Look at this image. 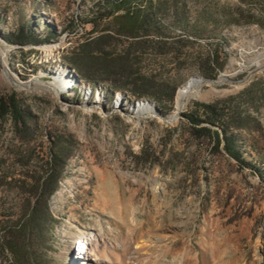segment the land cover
Here are the masks:
<instances>
[{"label": "rangeland", "instance_id": "374dc122", "mask_svg": "<svg viewBox=\"0 0 264 264\" xmlns=\"http://www.w3.org/2000/svg\"><path fill=\"white\" fill-rule=\"evenodd\" d=\"M127 9L141 25L137 38L116 31L113 16ZM26 23L40 37L48 25L55 37L6 40ZM103 31L113 35V53L134 39L167 42L163 51L133 49V60L171 83V103L136 98L127 81L88 79L66 62ZM214 47L222 69L209 77L204 61ZM263 55L264 0H0V101L14 93L36 122L19 130L0 110V264H82L76 249L89 234L101 238L98 264H264V178L187 130L182 117L194 101L249 113L261 130H238L257 144L246 159L264 163ZM61 66L68 83L57 92L47 84ZM220 74L202 83L204 97L176 108L192 77ZM142 102L156 113L132 115ZM52 147L70 154L49 193ZM25 224L29 237L17 231Z\"/></svg>", "mask_w": 264, "mask_h": 264}, {"label": "trees", "instance_id": "16d2710c", "mask_svg": "<svg viewBox=\"0 0 264 264\" xmlns=\"http://www.w3.org/2000/svg\"><path fill=\"white\" fill-rule=\"evenodd\" d=\"M117 6L114 5V8L110 9V15H113ZM133 16L134 14L128 9L120 15L113 16V21L117 26V33L123 32L133 38L138 37L137 34L141 25L131 20ZM45 26L48 29L44 37L35 34L33 25H27L26 23L12 33H8L5 38L7 41L19 45L49 41L55 37V32L50 26ZM111 38H113V35L104 31L96 37L86 38L71 49L70 54L65 57L66 62L88 79H92L93 75H99L103 79L113 82L118 80L127 81L130 84L131 93L136 98H148L156 101L165 99L171 103L175 96V88L171 83L158 79V75L155 72L144 73L139 71L134 67L135 62L133 60V49L149 46L154 51H163L169 47L167 42L148 43L149 41L147 40L134 39L129 42L126 49L113 53L106 48ZM221 69L222 63L219 61V49L214 47L204 61V73L209 77H215ZM121 87L122 85L118 86V88ZM0 110L10 115L14 125L19 130H22V128L28 129L32 124L36 123L34 114L16 100L14 93L0 101ZM182 117L184 120L183 126L187 130L198 137L204 138L214 150L229 156L239 167H248L260 178H264V163L261 162V165H259L246 159L247 154H249V148L257 152V144L250 139L242 138L238 132V130L260 131V123L255 117L249 113L232 109L227 101L223 103L220 101H194L189 109L182 113ZM69 154L70 150L68 147H56V149L52 147L48 162L50 174L46 181V183L49 182V193L55 189ZM35 213L36 211L33 213L32 218H34ZM30 228V226L25 224L22 227H18L17 231L20 236L29 237ZM6 242L14 257L18 261H22L25 255L21 247L17 245V242L14 240Z\"/></svg>", "mask_w": 264, "mask_h": 264}, {"label": "bare ground", "instance_id": "6f19581e", "mask_svg": "<svg viewBox=\"0 0 264 264\" xmlns=\"http://www.w3.org/2000/svg\"><path fill=\"white\" fill-rule=\"evenodd\" d=\"M264 57V55H263ZM262 57V58H263ZM0 61L4 62L2 56H0ZM74 71V70H73ZM66 74V68L61 66L57 70V74H54V81L52 83H48L47 86L54 88L57 92H60V87L64 84H67L68 81L65 79L64 75ZM33 81H39L38 77H34ZM202 82L200 77H192L187 84L178 89L177 97H176V108H181L184 106L186 101L190 97H204L205 95L202 93L201 88ZM118 105V102H117ZM96 106V105H94ZM132 115H142L148 113H156V105L152 102H142L138 105H131ZM179 111V110H178ZM173 115H176V111L173 112ZM101 238L96 239L92 234H89L82 239V241L77 245L76 256L82 264H98L99 259L93 258L94 250L97 246V241ZM98 248V247H97Z\"/></svg>", "mask_w": 264, "mask_h": 264}, {"label": "water", "instance_id": "95a60500", "mask_svg": "<svg viewBox=\"0 0 264 264\" xmlns=\"http://www.w3.org/2000/svg\"><path fill=\"white\" fill-rule=\"evenodd\" d=\"M198 77H200V76H198ZM223 77L226 78V75L220 74L216 78H203V77H200V79H201L202 83H207V82L208 83H217V79H220V78H223Z\"/></svg>", "mask_w": 264, "mask_h": 264}]
</instances>
